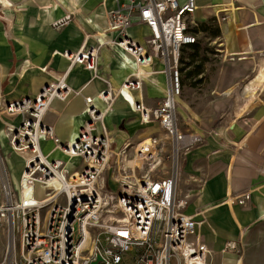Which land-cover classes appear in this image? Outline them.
I'll list each match as a JSON object with an SVG mask.
<instances>
[{
  "label": "built area",
  "instance_id": "2783aa9c",
  "mask_svg": "<svg viewBox=\"0 0 264 264\" xmlns=\"http://www.w3.org/2000/svg\"><path fill=\"white\" fill-rule=\"evenodd\" d=\"M113 1L106 29L115 38L109 43L133 58L134 69L115 91L108 85L99 97L108 109L121 96L142 121L157 122L170 143V167L158 175L162 162L152 137L135 144L130 164L127 145L112 151L103 123L107 109L100 110L91 97L85 99L87 119L75 138L64 142L56 137L43 118L54 99L66 100L71 94L65 81L68 71L34 97L0 103L7 145L23 162L16 190L0 153V264H90L97 256L96 264H210L212 251L197 232L203 220L186 213L189 195L179 187L183 156L204 141L201 134L182 130L177 119L181 51L196 43L190 29L195 0ZM135 23L148 28L144 43L128 34ZM100 45H82L62 56L69 68L82 65L97 77ZM154 58L162 64L166 87L154 106L145 107L132 91L141 89L143 67ZM4 115L20 117L19 122L4 120ZM46 139L53 141L52 152L66 159L43 153L40 142ZM76 159L79 163L71 165ZM107 169L118 182L114 192L102 179ZM248 199L245 192L234 197L239 204ZM222 251L236 253L237 242H226Z\"/></svg>",
  "mask_w": 264,
  "mask_h": 264
},
{
  "label": "crops",
  "instance_id": "0c3cea01",
  "mask_svg": "<svg viewBox=\"0 0 264 264\" xmlns=\"http://www.w3.org/2000/svg\"><path fill=\"white\" fill-rule=\"evenodd\" d=\"M195 3L193 24L223 11L242 9L232 0L229 4L225 0ZM216 4L223 9L215 11ZM114 7L113 0H0V103L34 97L44 84L68 71L65 81L71 94L66 100L54 99L43 121L61 141L74 139L87 119L86 97L100 110L107 109L99 93L108 85L115 91L134 69L133 58L109 43L115 33L106 29L107 13ZM243 8L244 16L235 12L236 19L212 34L220 35L218 47H222L215 54H220V63L209 86L213 97L204 99V108L197 111L192 126L204 141L183 156L179 176L180 189L189 195L186 213L203 220L197 232L212 257H218L226 242H237L245 229L264 220V0H244ZM67 16L65 24L54 25ZM190 29L196 34V28ZM128 34L144 43L149 32L145 25L135 23ZM98 44L97 77L82 65L69 68L62 56L65 50ZM161 69V62L154 58L143 67L146 75L141 89L132 91L145 107L154 106L164 94L166 76ZM2 118L14 123L20 119ZM103 123L113 147L127 145L128 153L137 141L155 135V128L161 131L157 122L142 121L121 96L106 110ZM149 123L153 128H142ZM100 132L98 127L96 133ZM40 146L52 158L66 159L59 151L52 152L51 139L41 140ZM244 192L249 194L245 204L234 201L235 195Z\"/></svg>",
  "mask_w": 264,
  "mask_h": 264
},
{
  "label": "rangeland",
  "instance_id": "374dc122",
  "mask_svg": "<svg viewBox=\"0 0 264 264\" xmlns=\"http://www.w3.org/2000/svg\"><path fill=\"white\" fill-rule=\"evenodd\" d=\"M232 2H234L236 6H242V9L233 10L231 12L223 11L217 15L209 16L206 20L196 21V24H192L191 27L197 29L195 34L197 47L195 49L185 48L181 51V92L177 97V119L181 129L184 131L196 132L192 128V126H195V118L193 117L198 110L204 108L202 107V104L205 102L204 99L213 97L209 86L212 84L213 72L220 63V54L219 56L215 54L218 53L217 49H221L222 47H218L219 44H221L220 35L213 36L212 34L218 29V27L220 29V27L230 19H236L237 15L235 12L244 16V0H232ZM225 3L229 4L230 0H225ZM202 24H204V26H202ZM204 28L205 30H203ZM136 32H139V30ZM201 62H203L201 74L198 75L196 71ZM207 108L211 109V107ZM0 128H3V126ZM142 128H153V125L152 123H149ZM155 131H157V133L149 137L156 139L157 156L162 162V165L158 170V175L162 176L164 174V167H166V169H169L170 167V143L165 134L160 131L159 128H155ZM107 133L109 135L108 130ZM122 147L115 149L111 144V150L114 152L119 151ZM128 148L129 147L126 149V163L130 164L133 160L135 150L133 148L131 153H128ZM0 153L6 159L13 186L18 190V182L23 168V162L18 155L10 152L7 140L3 133H0ZM76 160L79 162L78 159ZM102 179L105 180V187L110 192H114L118 187V182L113 181L112 179L111 169L105 171ZM36 195L38 198L42 197L40 192ZM237 239L238 251L235 254L221 251L220 254H218V257H215V255L210 257V264H237L239 258L242 259V264H264V220L258 223L253 229H245L242 234L237 236Z\"/></svg>",
  "mask_w": 264,
  "mask_h": 264
},
{
  "label": "trees",
  "instance_id": "16d2710c",
  "mask_svg": "<svg viewBox=\"0 0 264 264\" xmlns=\"http://www.w3.org/2000/svg\"><path fill=\"white\" fill-rule=\"evenodd\" d=\"M202 26H204V24H202ZM203 30H205V28H204ZM216 32H217V31H216ZM216 32L213 33V34H216ZM196 47H197V43L189 44V45L184 46V47L182 48V50H184L185 48H193V49H195ZM180 62H181V61H180ZM199 64H200V65H198V69H197V71H196L197 74L201 73V67H202L203 62H201V63H199ZM180 70H182V67H180Z\"/></svg>",
  "mask_w": 264,
  "mask_h": 264
},
{
  "label": "bare ground",
  "instance_id": "6f19581e",
  "mask_svg": "<svg viewBox=\"0 0 264 264\" xmlns=\"http://www.w3.org/2000/svg\"><path fill=\"white\" fill-rule=\"evenodd\" d=\"M212 7V6H211ZM213 7L215 8V11H221V9H223L222 8V5H220V4H216V5H213ZM3 102V101H2ZM0 133H3L4 134V128H1L0 129ZM144 143H148V141L146 140ZM230 202V201H229ZM243 233V232H242ZM237 264H242V261L241 260H239L238 262H237Z\"/></svg>",
  "mask_w": 264,
  "mask_h": 264
},
{
  "label": "water",
  "instance_id": "95a60500",
  "mask_svg": "<svg viewBox=\"0 0 264 264\" xmlns=\"http://www.w3.org/2000/svg\"><path fill=\"white\" fill-rule=\"evenodd\" d=\"M99 258H100V257L97 256L96 260L91 261L90 264H96V262H97V260H99Z\"/></svg>",
  "mask_w": 264,
  "mask_h": 264
}]
</instances>
